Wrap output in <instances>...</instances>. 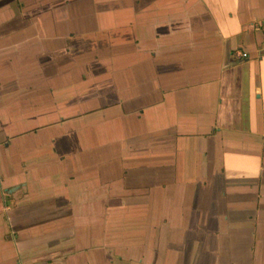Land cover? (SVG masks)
Returning <instances> with one entry per match:
<instances>
[{"label": "crops", "instance_id": "0c3cea01", "mask_svg": "<svg viewBox=\"0 0 264 264\" xmlns=\"http://www.w3.org/2000/svg\"><path fill=\"white\" fill-rule=\"evenodd\" d=\"M262 22L0 0V264H264Z\"/></svg>", "mask_w": 264, "mask_h": 264}, {"label": "built area", "instance_id": "2783aa9c", "mask_svg": "<svg viewBox=\"0 0 264 264\" xmlns=\"http://www.w3.org/2000/svg\"><path fill=\"white\" fill-rule=\"evenodd\" d=\"M259 31L261 32V35H262V41H261V47L262 49H264V22H262L260 25H259ZM245 54L244 53H239L238 54V58L239 59H243L245 58Z\"/></svg>", "mask_w": 264, "mask_h": 264}]
</instances>
